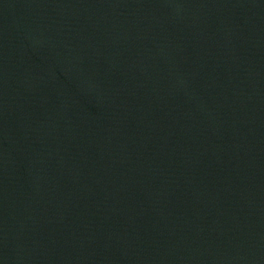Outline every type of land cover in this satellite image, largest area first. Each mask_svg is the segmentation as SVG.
Segmentation results:
<instances>
[{
    "label": "water",
    "instance_id": "95a60500",
    "mask_svg": "<svg viewBox=\"0 0 264 264\" xmlns=\"http://www.w3.org/2000/svg\"><path fill=\"white\" fill-rule=\"evenodd\" d=\"M0 264H264V0H0Z\"/></svg>",
    "mask_w": 264,
    "mask_h": 264
}]
</instances>
